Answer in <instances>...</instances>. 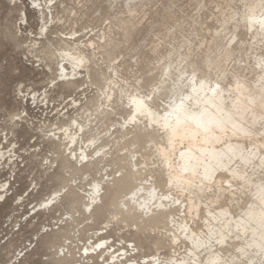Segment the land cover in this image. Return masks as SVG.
<instances>
[{
    "label": "bare ground",
    "instance_id": "obj_1",
    "mask_svg": "<svg viewBox=\"0 0 264 264\" xmlns=\"http://www.w3.org/2000/svg\"><path fill=\"white\" fill-rule=\"evenodd\" d=\"M44 9L47 2L38 9L41 15ZM243 10L233 13L225 44L216 33L221 54L199 64L181 55L158 66L146 91L119 84L118 70L108 66L109 72L99 74L103 88L91 108L79 107L51 134L64 171L80 168L90 181L65 183L37 211L42 205L51 211L68 199L105 218L84 247L87 260L264 264V1L245 0ZM241 27L251 40L244 68L235 55L245 43ZM59 57L64 86L77 91L79 80H91L92 57L78 47L62 49ZM119 222L129 223L123 244L113 239L110 226Z\"/></svg>",
    "mask_w": 264,
    "mask_h": 264
},
{
    "label": "rangeland",
    "instance_id": "obj_2",
    "mask_svg": "<svg viewBox=\"0 0 264 264\" xmlns=\"http://www.w3.org/2000/svg\"><path fill=\"white\" fill-rule=\"evenodd\" d=\"M31 1L0 0V149L5 153L0 157V264H101L102 258L87 260L84 247L105 218L68 199L51 211L43 205L37 211L36 205L65 183L90 181L80 168L64 171L51 134L79 107L91 108L103 88L99 74L109 72L108 66L118 70L119 84L146 91L158 66L182 56L199 64L205 56L221 54V44L214 46L216 33L225 44L234 26L231 17L245 10V0H38L42 6ZM45 2L48 9L41 15ZM238 31L245 43L235 55L244 68L251 40L243 27ZM74 47L94 63L91 80H79L77 91L60 82L59 68L61 50ZM244 75L252 77L248 69ZM98 127L102 130V124ZM55 159L57 167L50 168ZM79 200L87 202L83 195ZM126 224H110L119 244L129 235Z\"/></svg>",
    "mask_w": 264,
    "mask_h": 264
}]
</instances>
